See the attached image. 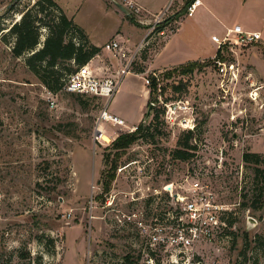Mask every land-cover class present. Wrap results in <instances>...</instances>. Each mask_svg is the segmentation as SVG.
<instances>
[{
  "label": "rangeland",
  "instance_id": "1",
  "mask_svg": "<svg viewBox=\"0 0 264 264\" xmlns=\"http://www.w3.org/2000/svg\"><path fill=\"white\" fill-rule=\"evenodd\" d=\"M16 1L0 0V264H147L153 226L167 223L172 201L167 191L177 192V186L186 176H193L194 170L202 173L200 181L219 202L234 205V215L224 236L195 246L193 259L203 264H264V189L258 208L252 209L260 181L254 180L255 165L242 160L244 153L264 156V88L256 101L249 97L250 82H264V78L254 76L257 69L264 77L262 45L243 48L237 54L223 47L220 58L214 55L199 62L190 74L174 73L164 78L172 69L158 72L161 92L152 93L151 100L158 99L153 107L164 106L169 102L165 99L176 96L189 103L195 119L190 140L195 146L193 156L187 161L172 157L183 130L166 125L162 118L158 130L148 132L153 141L140 138L119 152L114 179L104 191L106 173L115 157L111 144L127 130L103 123L104 135L100 141L94 140L103 99L60 90L54 94L55 106H48L45 86L25 65L28 54L12 57L14 36L9 30L19 21L14 16L24 10L45 20L46 14L52 18L57 13L51 9L38 13L31 0ZM202 1L206 5V0ZM255 1L215 0L214 5L218 11H234L222 19L225 25L238 21L245 29L261 31L253 21L264 17V0ZM114 2L139 19L134 7L122 0H106L120 15L105 14L93 4L83 3L75 21L92 43L101 45L116 28L132 42L144 33L126 21ZM176 2L180 0H170L171 5ZM171 9H175L174 4ZM66 11L71 13L70 8ZM152 18L147 44L130 69V76L148 90L143 79L152 71L145 63L177 26L171 21L157 30L159 25L153 27ZM184 26L180 29H187L188 25ZM215 31L216 36L224 35L219 28ZM38 32L42 45L48 31L39 27ZM206 35L200 37V43L204 53L211 54L216 51L215 44ZM249 48L251 51L244 52ZM144 52L145 62L141 60ZM111 55L104 56L103 62H115ZM218 61L235 66V83L219 73ZM140 66L144 72L135 73ZM124 78L125 74L119 89L129 79ZM139 81L135 80L138 85ZM179 81L187 87L175 93L172 86ZM131 92L133 97L115 99L111 108L130 113L132 121L127 125L143 121L148 126L153 112L145 118L148 106L143 109L140 91ZM249 217L254 226L247 224ZM154 249L151 255L162 260L159 264H179L175 263L176 250L160 245Z\"/></svg>",
  "mask_w": 264,
  "mask_h": 264
},
{
  "label": "built area",
  "instance_id": "2",
  "mask_svg": "<svg viewBox=\"0 0 264 264\" xmlns=\"http://www.w3.org/2000/svg\"><path fill=\"white\" fill-rule=\"evenodd\" d=\"M18 1L21 0L16 2ZM36 1L31 0L33 4ZM200 4V0H192L186 7V16L191 17ZM127 5L133 7L132 4ZM170 6L171 4L155 17L153 27L163 21V17L168 13ZM134 9L136 11V8ZM21 15L22 13L16 14L14 16L15 21L19 20ZM159 34L162 35L163 31L161 30ZM211 41L215 44L216 51L219 50L220 53H222L223 47H227L231 53L257 45H262L264 50L262 34L258 31L245 30L240 25H234L226 29L223 36L213 35ZM146 44L144 41L134 51L128 53L122 48L118 40L112 39L105 43L102 48L117 59L124 61L123 74H126L131 72L130 69H132L136 55ZM217 63L219 73L227 76L231 83H235L237 81L235 66L232 63L228 65L219 61ZM87 64L79 66L66 77L62 91L98 100L103 99L104 105L96 118L94 140L100 141L102 135H104L103 123H110L118 127L120 131L126 129L127 132L125 133L135 131L136 126L128 127L122 119L109 113L107 108L109 101L117 91L123 74L118 73L111 76L106 74L105 71L102 74H96L88 68ZM151 75L156 81H159L157 73L151 72ZM144 82L145 85H149L148 78H145ZM250 87L249 97L252 101H256L259 91L264 88V82L259 84L250 82ZM157 90L159 91V89ZM44 94L48 106L53 108L55 106V95L46 88H44ZM163 105L165 107L163 121L166 125L177 126L183 131H193L195 127L193 110L186 100H172ZM232 118L234 119L235 116ZM201 175L202 173L194 170L193 176H186L183 182L177 186V192L167 191L172 200L170 203L171 208L166 214L167 223L153 226V232L150 235V256L145 260L147 264L163 263L162 260L153 259L151 255L156 251L154 249L155 245L167 246L174 251L176 250L175 263L203 264L201 261L193 259L195 246H198L201 242H211L215 238H220L226 234L229 229L228 220L231 215H234V205L229 207L228 204L219 202L216 194L209 189L208 185L200 181L199 176Z\"/></svg>",
  "mask_w": 264,
  "mask_h": 264
},
{
  "label": "trees",
  "instance_id": "3",
  "mask_svg": "<svg viewBox=\"0 0 264 264\" xmlns=\"http://www.w3.org/2000/svg\"><path fill=\"white\" fill-rule=\"evenodd\" d=\"M191 1L192 0H189L186 3L184 11ZM33 7H37L38 13H47V9H51L54 10L57 15L48 18L46 14L44 16L46 17L45 20L37 15H31L28 9L22 11L19 21L14 23L9 30L10 35L14 36L11 55L14 58H18L24 54H28L25 59L26 67L37 77L39 82L44 85L47 90L55 94L57 91L63 90L66 77L79 66L86 65L99 53L100 49L89 43L82 30L65 16L52 0H37L33 4ZM183 13L182 11L180 14ZM128 19L131 23L138 25L131 14ZM171 21H174V17L167 18L159 23L157 30L165 27ZM39 27H44L48 31L46 37L42 41V45H40L39 42ZM38 46L41 48L37 49ZM215 56L220 58L219 50L216 51ZM141 60L143 62L147 60L146 52L142 54ZM199 64V62L195 61L175 66L171 68L172 70H167V72L164 73V78L174 73L181 75L190 74ZM144 70L145 68L140 66L136 69L135 73H143ZM147 78L150 87L149 101L147 102V106H149L151 103L158 102L157 97L153 100H151V97L152 93L156 92L157 89L161 92V85H159V81H156L151 73ZM186 87L187 86L181 83V81H179L177 85L172 86L175 93H181ZM177 99H179V96L165 99L164 102ZM152 112V119L148 126H144L142 121L136 125L135 131L131 133H121L113 140L111 150L114 151L115 157L111 159L110 166L106 173V180L103 184L104 191H107L110 182L114 179V171L116 169L119 152L127 149L140 138L146 139V141H153V134H148V132L152 130V132L154 131L155 133L158 130V126L163 118L164 107H153ZM144 132H146V136L143 134ZM193 134L194 133L190 130L183 131V138L177 140L176 148L171 152L173 158L180 161H187L193 156L192 151L195 150V146L190 143ZM242 160L245 163H252L255 165L253 170L254 180L256 183L260 181L258 199H254L251 203V208L257 209L260 203L259 197L262 195L264 189V156L255 153H244L242 155ZM228 224L230 225L229 220ZM132 264H135V262Z\"/></svg>",
  "mask_w": 264,
  "mask_h": 264
},
{
  "label": "crops",
  "instance_id": "4",
  "mask_svg": "<svg viewBox=\"0 0 264 264\" xmlns=\"http://www.w3.org/2000/svg\"><path fill=\"white\" fill-rule=\"evenodd\" d=\"M52 1L62 11V13L73 22V24H75L78 28L82 30V32L84 33L90 44L101 49L102 53L101 54L98 53L88 62L87 64L88 68L96 74H102V72L105 71L106 74H109L111 76L121 73V71L123 70L124 61L117 59L116 57L112 56L111 53L103 50L102 48L103 45L112 39H116L120 42V45L126 52L131 53L137 48L139 44L144 42L146 37L148 36L150 30L149 25L152 21L151 18L153 16L156 17L159 14H161V12H163L170 4V0H122L127 4H132V6L136 8V13L139 18L138 20H136L138 25L131 23L128 19L130 14L122 6L127 12V13L123 12L127 17L126 21H128V23H131L132 25L137 26L138 29L144 31V33L138 36L136 42H132L130 39L123 38V36L120 35L121 34L120 29L116 28L108 37H105L103 39L101 45L99 44L97 45L90 41L88 35L84 32V30L81 28L78 22L75 21V16L78 10L82 7L83 3L93 4L99 10L104 11L105 14H108L109 12L116 14V12H114L112 9L109 8L108 4L106 3V0H52ZM188 1L189 0H180V2L172 3V5L173 4L175 5V9H171L172 5L170 6L168 11L169 14H167L169 15L168 18L174 17V22L177 23V26L174 29V31H172V33H170L166 37L164 43L157 49H154L152 55H150V58L146 61L145 65L148 70L160 72L189 62H195V61L202 62L205 59L212 58L216 54V51L212 52L211 54H205L204 46L202 47L200 43V37L201 39H203V35L207 34L206 37L208 38V41L211 44H213V42L211 41V37L217 34L215 30L218 28L221 30L223 34L225 33L226 29L231 28L234 25H240L243 29H245V27H243L244 25H241L238 21H235L230 26L225 25L222 19L225 18L226 16H230V14H234V11L229 12L226 11V9H224L223 11L216 10L214 5L215 0H206V5L205 2L203 3V1L200 0L201 4L196 8L193 15L191 17H187L185 16L186 10L184 11V8ZM255 2H260V0H256ZM203 6L205 7L202 8ZM68 8L71 9V13H68V11H66L68 10ZM182 11L184 13L180 14ZM116 15H120V14H116ZM121 15L123 16V14ZM253 22L261 26V31L257 29H253V30L245 29V30L258 31L262 34V37H264V17L259 18V20H254ZM180 25L182 26L188 25V26L187 29L184 28L183 30H181ZM249 49L244 50V52L251 51V48ZM215 50H216V46H215ZM109 54L113 57L115 62H109L108 65L105 62H103V57L106 55L109 56ZM255 71L256 72L254 73V76L264 78L262 75L258 73L257 69H255ZM130 74H131L130 72L125 74V78L129 77V79L124 78L125 80H124L123 88L119 89L118 86L117 91L112 97L109 106L110 113L122 119L126 125L129 123V121H132L130 118V113L127 110L123 111L113 106L111 108L113 101L115 99L133 97V94L131 92V90L133 89L140 91L143 100V109L147 105L149 99V90L146 87H144L141 81L135 79L134 77L132 78ZM135 80L139 81L140 85H138L135 82ZM142 114H143V110H142ZM136 125L137 123L130 124L127 126L134 127Z\"/></svg>",
  "mask_w": 264,
  "mask_h": 264
},
{
  "label": "water",
  "instance_id": "5",
  "mask_svg": "<svg viewBox=\"0 0 264 264\" xmlns=\"http://www.w3.org/2000/svg\"><path fill=\"white\" fill-rule=\"evenodd\" d=\"M114 4L122 11V12H124V13H127L126 11H125V9L120 5V4H118V3H116V2H114ZM153 106H154V104H149V106H148V108H147V112H146V114H145V118H148L149 116H150V113H151V111H152V108H153ZM247 224L249 225V226H254L255 225V221H254V219H252L251 217H249V218H247Z\"/></svg>",
  "mask_w": 264,
  "mask_h": 264
}]
</instances>
